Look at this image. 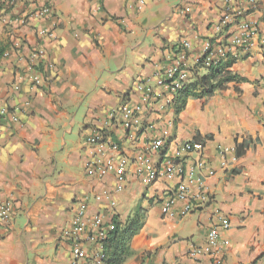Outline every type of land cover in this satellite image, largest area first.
Returning <instances> with one entry per match:
<instances>
[{
  "label": "crops",
  "instance_id": "0c3cea01",
  "mask_svg": "<svg viewBox=\"0 0 264 264\" xmlns=\"http://www.w3.org/2000/svg\"><path fill=\"white\" fill-rule=\"evenodd\" d=\"M43 5L50 6L44 18L20 22ZM222 7L223 0L0 4V109H17L23 124L0 129V202L10 201L14 213L12 223L0 228V264H72L61 231L79 202L86 204L88 217L99 214L106 225L113 219L124 225L136 212L142 214L124 264H213L215 259L264 264V0L246 16L256 25L260 42L239 54L230 68L238 80L224 91L189 99L176 115L175 97L166 104L170 96L155 88L157 98L141 105L134 129L124 130L117 113L110 117L123 103L140 105L135 84L152 78L183 41L191 45L186 69L193 68ZM39 30L52 31L54 37L38 38ZM34 49L43 52L36 62L41 87L17 76ZM205 73L198 71L199 76ZM15 83L18 91L12 89ZM93 133L117 145L118 156L128 159L119 192L113 174L86 175L96 160L116 156L87 143ZM148 139H162L172 154L182 143L203 144V160L214 171L203 179L206 203L185 214L188 201L177 200L162 212L179 181L141 182L134 159ZM181 159L186 173L196 155L181 153ZM186 185L191 194L198 193L194 179ZM216 212L230 227L211 255L194 260L189 252L204 245ZM85 226L88 233V220ZM86 251L92 255L94 245L87 244Z\"/></svg>",
  "mask_w": 264,
  "mask_h": 264
},
{
  "label": "built area",
  "instance_id": "2783aa9c",
  "mask_svg": "<svg viewBox=\"0 0 264 264\" xmlns=\"http://www.w3.org/2000/svg\"><path fill=\"white\" fill-rule=\"evenodd\" d=\"M21 0H0V4L7 3L14 5ZM258 0H223V7L219 20L213 27L212 37L202 43L198 54L193 59L194 67L186 69L191 45L187 41H183L175 46V49L168 53L166 59L160 68H157L155 75L147 80L138 81L134 90L139 99L140 105L131 106L129 102L123 103L118 111L110 113V117L114 118L119 115L120 126L129 131L134 129L138 122V113L141 105L149 106L153 103L156 95L154 89L159 88L170 98L165 99L166 104H171L170 100L174 99L177 92L189 83V79L193 77L195 67L199 70L206 71L211 66L227 61L228 58L236 60L240 53L250 49L259 41V34L256 25L246 19L248 13L256 10ZM50 6L43 5L33 11L25 19H21L22 24L33 19H41L48 15ZM38 38H53L52 31H37ZM260 42V41H259ZM4 58L8 57V53L4 54ZM43 57L40 49H34L27 57V61L23 70L17 73V76L26 80L34 87L44 85L40 74L36 69V62ZM185 67V68H184ZM14 91L19 90V83L12 86ZM172 98V99H171ZM12 126L22 128L17 109H0V129L2 127L10 130ZM87 143L94 146L99 153L104 149L111 150L116 156L109 157L106 161L96 160L87 168V176L104 177L113 174L116 179V192L123 189L124 177L127 171L128 159L118 156L119 147L108 142L100 133H93L86 139ZM165 149V151H164ZM204 147L202 143L186 142L179 145L178 150L174 154L169 153V149L165 148L162 139H148L145 143L143 152L139 153L134 164L136 171L141 177L144 185H151L161 178L176 177L179 181L176 189L173 191L162 209L165 214L167 210L176 202L188 201L185 207V214L195 210L199 205L207 202V197L202 192V183L205 176H213L214 171L208 168L203 160ZM225 150L219 151L223 156ZM181 153H194L196 160L190 170L186 173L182 166ZM159 156L158 162H153V157ZM220 168L225 169L227 163L225 160L220 162ZM195 180L198 186V193L191 194L186 183ZM106 197V196H105ZM99 200L100 197H96ZM13 204L10 201L0 202V228L8 227L13 220ZM216 222L209 228L205 243L201 247H193L189 256L196 260L205 255H211L220 245L219 239L221 233L227 231L230 227L229 221L219 212L215 213ZM90 223V231L86 232L85 221ZM113 230V224L106 225L103 217L99 214L88 217L87 206L84 202L77 203L72 208V216L69 224L61 231V237L69 246L72 256V264H103L104 252L103 243L107 239L108 234ZM87 234V240L84 242L82 237ZM93 244L95 251L92 255H88L86 251L87 244ZM264 261V258H263ZM213 264H222L221 259H215Z\"/></svg>",
  "mask_w": 264,
  "mask_h": 264
},
{
  "label": "trees",
  "instance_id": "16d2710c",
  "mask_svg": "<svg viewBox=\"0 0 264 264\" xmlns=\"http://www.w3.org/2000/svg\"><path fill=\"white\" fill-rule=\"evenodd\" d=\"M3 50L0 49V56ZM235 60L227 61L211 66L206 73L199 76V67L193 71V81L182 87L177 92L174 101L175 114L178 115L189 99H208L217 92L224 91L227 85L237 81V77L230 72ZM142 214L136 212L134 217L121 225L113 219V230L108 234L103 243V264H124L132 255L129 244L142 227Z\"/></svg>",
  "mask_w": 264,
  "mask_h": 264
}]
</instances>
